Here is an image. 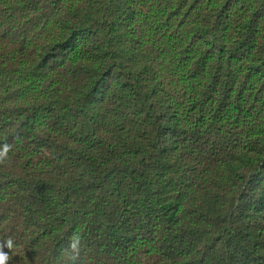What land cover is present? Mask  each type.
Returning a JSON list of instances; mask_svg holds the SVG:
<instances>
[{"label":"trees","instance_id":"16d2710c","mask_svg":"<svg viewBox=\"0 0 264 264\" xmlns=\"http://www.w3.org/2000/svg\"><path fill=\"white\" fill-rule=\"evenodd\" d=\"M4 143L9 264H264V0H0Z\"/></svg>","mask_w":264,"mask_h":264},{"label":"clouds","instance_id":"9594fccd","mask_svg":"<svg viewBox=\"0 0 264 264\" xmlns=\"http://www.w3.org/2000/svg\"><path fill=\"white\" fill-rule=\"evenodd\" d=\"M11 151V145L4 143L0 146V166H6L10 162L9 153ZM5 248L8 251H5ZM14 248V241L11 237L0 242V264H9L10 252ZM82 250V238L79 234L73 233L68 239V243L61 249V256L70 261H77L80 258Z\"/></svg>","mask_w":264,"mask_h":264}]
</instances>
